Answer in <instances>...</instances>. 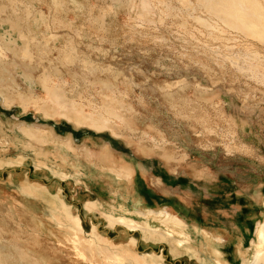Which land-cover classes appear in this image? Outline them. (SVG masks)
Segmentation results:
<instances>
[{
	"label": "rangeland",
	"instance_id": "1",
	"mask_svg": "<svg viewBox=\"0 0 264 264\" xmlns=\"http://www.w3.org/2000/svg\"><path fill=\"white\" fill-rule=\"evenodd\" d=\"M54 1L0 0V57L7 58L0 76L6 66L17 83L12 88L0 77V115L12 122L0 133V264H103L102 255L73 250L65 223L76 215L80 235L111 243L107 252L154 254L162 264H217L213 239L180 248L162 228L131 232L109 223V215L121 214L117 203L107 205L111 190L137 202L142 197L132 182L139 179L143 210L175 214L178 198L187 211L201 209L211 219L207 228L202 218L188 219L206 239L208 226L217 224L229 242L230 225L242 216L250 225L244 250L240 239L222 253L229 264H252L251 240L264 219V36L222 17V0ZM249 4L237 2L229 13L264 12V0ZM53 129L60 138L44 150L37 138L51 139ZM73 134L80 149L92 135L103 138L110 156L90 154V176L103 188L71 176L92 167L89 154L73 144L65 153L63 138ZM113 154H127L134 165L121 168L127 184L112 182ZM176 175L189 187L169 180ZM206 200L213 210L200 206Z\"/></svg>",
	"mask_w": 264,
	"mask_h": 264
},
{
	"label": "bare ground",
	"instance_id": "2",
	"mask_svg": "<svg viewBox=\"0 0 264 264\" xmlns=\"http://www.w3.org/2000/svg\"><path fill=\"white\" fill-rule=\"evenodd\" d=\"M59 2H62V1H60V0L54 1V3L57 4L58 6L60 4ZM221 2L222 3H220V4H222L221 5L223 7L222 9H226V12H225L226 14L222 17H224L225 19H228L230 23L233 22V19H238L237 21H235V23L238 24V26L244 27V28L246 27L247 30L250 29V31H253L257 34H260V36H264V12H262L260 8H258V7L256 8V11H257L255 13V14H257L256 18L253 16H249L248 12L243 11L241 8H240L241 11L237 15L232 16V14H230L233 11L232 9L238 8L236 6L237 2L240 3L241 5L245 6V7L251 8L250 4L246 5L248 0H222ZM248 8H243V9L247 10ZM216 15L218 16V14H216ZM18 18L19 17L15 18V19L19 20ZM12 21H13V19H12ZM16 22H18V21H16ZM13 23H14V21L10 24L13 25ZM9 35H10V32H9ZM6 36H5V38H6ZM1 42H2V46L4 48L11 49L10 46H8L9 43L4 41V38H2ZM11 42L13 43V41H11ZM5 59L7 60V58H5V57L4 58L0 57V67L1 68H2L3 64L4 65L7 64L6 63L7 61ZM1 71H2L1 76H4V77L6 76L4 79L0 76L3 80L6 81L5 85H11L12 88H15L14 85L17 83L13 79L11 80V77H9L10 75L12 76V73H13V72H11L12 70L10 71L6 66H4ZM7 73L8 74L10 73L9 76H7ZM12 81L15 83L14 85H13V83H11ZM1 92H3V91L0 90V93ZM10 98H11L10 96L9 97L7 96L6 102H9ZM3 118L4 117L0 115V121L2 122V127H3L0 131V133L7 134L10 130H12V129L7 128V125L11 124L12 122L10 120H7V119L5 120V118L4 119ZM7 118H8V116H7ZM109 124H110L109 119H103V125L104 126L109 125ZM20 130L24 132V136L26 135L28 137L27 138L25 136L27 139H29V137H31V134L28 133V129H26L25 127H20ZM66 130H68V129H66ZM38 131H42V130L38 129ZM58 132H59L58 130L53 129L52 131H50V134L52 135L51 139L49 138L50 140L47 139L45 141L44 139L37 138V140H38L37 142H39L40 143L39 145H42L43 149L46 150L44 145L46 144L48 146L50 144V142H53L52 140L58 136ZM5 136L6 135H4V137ZM92 136H90L88 138L89 139L88 141H90V143H88V144L90 146L84 145L85 147L81 148V149L79 148V146H77L78 144H75V139H73L74 134L72 137L71 136L66 137V138H68L66 140H64V138H63L62 144L64 145L63 147L65 148V153H66L67 149H69V144H73L75 146V148L78 149L79 153L81 152L80 154L84 155L85 157H88V154L90 157V154H93V153L97 156H103V157L110 156L109 151L106 147V144H105V142H103V138L100 135H98L99 137L94 139V136L93 137ZM20 139H23V138H20ZM25 142H26L25 145L27 147H31V144L29 141L26 140ZM84 142H86V141H84ZM115 153L116 152H114V154ZM61 154H64V153H61ZM114 154L112 155V161H111V164L115 166V169L111 168V170H112L111 173H112V178H113L112 182L114 184L116 183V185H120L121 184L120 180H122V179L124 180V179L128 178L127 174L124 171H121V168H123V170H130L134 167V165L130 161L125 160V158L122 157L121 155H119V154L114 155ZM21 157L25 158V156H23V155H21ZM87 162H89V165L92 166L89 168L90 170H88L87 174H86V169L84 167H81V168H79V170L74 175H71V176L76 177L77 183H82V184L86 183L89 186L96 187L97 190L100 188H103L102 186H97L95 184V181L93 180V178H94L93 175L90 176V174L92 172H94V169H93V166L95 165L94 161L92 162V159L90 157V158H87ZM134 170H136V168H134ZM137 172L138 171H136V173ZM140 175H142V174H140ZM195 177H196V175H195ZM190 183H191V188H197V187L200 188L199 184L197 186H195V185H193V184H195V182L190 181ZM110 185H112V183H110ZM112 186H114V185H112ZM110 188L112 189V187H110ZM111 191H112V197L110 196V199H109L110 203H107V205L109 207H111L112 204L114 205V203H117L118 207L121 210V214H118V215L111 214L108 216L109 223L112 226L124 227V228L130 230L131 232L142 231L144 229V226H145L148 231H152L153 233H157L158 231H161L160 229L162 228L163 229L162 232H165V234L169 238H172L173 240H175L177 243V246L180 248H189L190 249L191 244L195 241V239H201L202 241H204V245L206 243L207 244L210 243L213 239L214 243L212 242V244L216 245L214 247L215 253L213 252L216 255V258H215L216 263L217 264H229V262L224 259V255L222 253L223 252L222 250L224 248V244H223L224 239L222 238V236L220 234L219 226L217 224L216 225L210 224V226H208V228L210 230V233H209L210 238L206 239L204 237V233L206 231H204L203 228L201 229V228H198L195 225H193L190 221H188V219H185V217L181 216V214L178 216L177 215L178 213H176V214H174L173 212L171 213L166 208L161 209L160 211H155L154 209H148L145 211L142 209L143 207L141 206V200H136L137 202L132 203L131 200L128 198L126 201H123V200H120V195H119L117 189H112ZM260 199H262V198L260 197ZM102 203L104 205L105 202L102 201ZM183 212H185V211H183ZM192 218L194 219V217H192ZM67 220L68 221L65 224H67L68 232H70V234H71L70 238L72 241H70V242H72V245L74 248L73 250L74 251L76 250L77 254L80 257H84V255L86 253L83 250H86L87 252H89L91 254V256L102 255L104 258L103 264H125L129 260H131L133 262L132 264H162L161 261L159 260L158 256L156 258L154 254H149V255L140 254L139 255V254H134L133 252H129L127 250H125L124 252H120L118 250H113V251L107 252L108 250L106 248H107V246H112L111 243H108L107 241H105L103 238L99 237L95 233L92 234L91 236H87V237H83L80 235L81 233L82 234L84 233V230L82 228L81 220H80L79 216H77V215L72 216V217L68 216ZM61 223H63V222H61ZM254 234H255V236L251 240V248L253 250L252 264H264V219L258 221ZM241 239H242V243L238 247L240 249V251L244 250V248H245L244 239L243 238H241ZM41 240H42L41 238L34 240V244L35 245L39 244L41 242ZM135 240L136 239L134 237H132V241L135 242ZM61 244H63V243H61ZM56 246H58V245H56ZM61 247H63V246H61ZM249 249L250 248H248V250ZM104 251H106V253H104ZM27 254H29V253L27 252ZM21 256H19V257H21ZM44 256H46V255H44ZM44 256L39 255V257H37L36 259L41 263H45V262L48 263L47 258ZM160 259H162V258H160Z\"/></svg>",
	"mask_w": 264,
	"mask_h": 264
},
{
	"label": "crops",
	"instance_id": "3",
	"mask_svg": "<svg viewBox=\"0 0 264 264\" xmlns=\"http://www.w3.org/2000/svg\"><path fill=\"white\" fill-rule=\"evenodd\" d=\"M125 156H127V154L126 155H124L123 154V156L122 157H125ZM142 165V164H141ZM143 166H144V164H143ZM147 165H145L144 167H142V169H144V171L147 169V167H146ZM141 170V169H140ZM142 172V171H141ZM142 173H144V172H142ZM189 172L188 171H186V175L187 176H189L190 177V173L188 174ZM177 174V173H176ZM172 175V174H171ZM143 177H144V174L142 175ZM102 178V177H101ZM163 180V179H162ZM169 180L170 181H172V180H175V181H178V182H180V186H185V187H189L188 186V184L189 183H184V182H182V179L179 177V175H176V176H173V177H169ZM103 182V181H102ZM120 182H121V184H127V180H120ZM123 182V183H122ZM130 182V181H129ZM132 184H133V186H132V188L133 187H135V189H138V191H139V196L140 197H142V200L144 199V193H143V189H142V184H141V181H140V179H139V181H137V183L135 184L134 182H132ZM102 186V185H101ZM111 186V185H110ZM190 189V188H189ZM142 200H141V202H142ZM231 200H234V197L232 196L231 197ZM213 201V200H212ZM208 201L206 200L204 203H201L200 204V206L203 204V205H205V206H203V208L205 209H207V210H213L214 209V206H213V204H212V207H211V205H210V207L211 208H209V206H206L207 204H205V203H207ZM174 206L178 209V211L176 212V213H178L177 215L179 216L180 214H181V216H183V217H185V219H191V220H196V218H202V221H205V225H204V227H206L207 228V223L209 222V223H212V221H210L211 219H209V218H204V216H203V212L201 211V209H200V211H198V214L197 213H195V211H187L186 209H185V207H183V204H182V202L180 201V199H178V198H175V200H174ZM202 207V206H201ZM183 211H185V212H183ZM215 211L216 212H218L216 209H215ZM174 213V212H173ZM175 213V214H176ZM239 215V214H238ZM189 216V217H188ZM191 216V217H190ZM192 217H194V219L192 218ZM237 218H238V216H237ZM238 220V222H237V224L238 225H230V227L231 228H233V230L232 231H230L231 233H230V238L232 239V240H229V242H225V243H223L224 244V248H223V252H229V251H231V245H232V243H235L236 244V246H238L237 244H238V242L240 241V239L241 238H243L244 240H245V243H246V241H247V238H248V234H249V231H250V225L245 221H243L244 219H242V216H241V218H239V219H237ZM230 222V221H229ZM223 229H225L224 227H222V228H220L219 227V230H220V234H223ZM237 229V230H236ZM226 230V229H225ZM239 231V232H238ZM239 235V236H238ZM222 236V235H221ZM224 239V238H223ZM225 240V239H224ZM223 255H224V253H223ZM231 264H233V263H231Z\"/></svg>",
	"mask_w": 264,
	"mask_h": 264
}]
</instances>
